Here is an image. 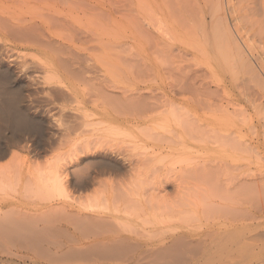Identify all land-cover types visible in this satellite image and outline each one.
<instances>
[{
  "label": "bare ground",
  "instance_id": "6f19581e",
  "mask_svg": "<svg viewBox=\"0 0 264 264\" xmlns=\"http://www.w3.org/2000/svg\"><path fill=\"white\" fill-rule=\"evenodd\" d=\"M121 35L174 66L163 93L97 83ZM203 55L257 79L248 105L176 65ZM258 111L264 0H0V264H264Z\"/></svg>",
  "mask_w": 264,
  "mask_h": 264
},
{
  "label": "rangeland",
  "instance_id": "374dc122",
  "mask_svg": "<svg viewBox=\"0 0 264 264\" xmlns=\"http://www.w3.org/2000/svg\"><path fill=\"white\" fill-rule=\"evenodd\" d=\"M125 44L126 45L128 44V45L125 46ZM117 45H118L117 47L119 48L118 49L119 58H118V61H116V63L118 62L119 63H118V67L115 73L110 79L111 82H109L107 79V81L106 80L101 81V82L98 81L97 83H102V85H106L107 82L108 84H113L114 86L113 89L115 92L127 91L129 93H132V92H138V91H143V92L150 91L153 93H163L164 87L166 85H170L175 82L174 77L172 75H168L167 73L168 66L174 67V66H171L170 63L165 62V61L159 62L157 65L159 69L157 72H155L149 66L150 64L146 62V58L143 56L140 50L137 48H134L131 45V43L127 42L126 36L121 35L118 38ZM120 45H123L124 47L121 46L120 48ZM204 56L205 55H203V57ZM203 57L200 56L199 58L195 59V58H191V56H187V57L184 56L183 58L178 60L176 65L187 68L188 70L192 72L193 71L196 72L198 75L202 76L206 80V82L210 83L212 81H215L216 84H224V86H226V91H227L226 97L231 99L233 102H236V103L242 102V104L245 103L246 105H248L246 95L249 89L247 88L249 87L250 83H251V87H252V84H255V83L257 85H260L256 77L253 78V79H256L254 82L252 80V77L248 75L245 69L243 70V72L242 71L241 73L239 72L241 76L240 74H238L239 76L232 75L228 71L225 72L223 67L220 64L216 63L215 61H213L212 59H207L206 57L204 58ZM30 59L32 58L30 57ZM36 60L39 61L38 59ZM47 60H51V58H47ZM88 64H92V62L90 61L88 62ZM246 73L248 76L246 75ZM243 74L246 76H244ZM245 77L247 78L245 79ZM240 79L242 80V82L246 80V81H249L250 83L247 82L249 83L247 84L248 85L247 86L244 84L246 82L242 84ZM250 80H252V82L254 83H252ZM239 85L243 87L242 91ZM237 86L240 88V90H238ZM81 87L82 88L79 87L78 89L77 96L72 93H69V96L66 97L67 100H65V102L62 101L63 103L61 102L62 105L67 106L66 111H68L67 114L69 113L70 119L72 120V122H74L75 119L77 118H79L77 122H81L82 117L85 115V112L90 113L91 110H93L97 105L94 102L95 99H93L94 98L93 95L95 94L94 92L96 91L95 88L94 87L92 88V86L87 87V85L85 86L83 85ZM244 88H246L247 91ZM218 93L222 96L221 94L222 92L218 91ZM259 112L261 113V111H258V113L255 114V117L257 118H254V121H255V124L258 125V133L260 135V138L261 140L264 141V129H263L264 122L262 121L264 120V115L263 114L260 115ZM54 113H55V117L59 119L60 118V115L58 114L59 110L56 109L55 111H53V114ZM261 121L263 122V124ZM74 124H76V122H74ZM144 139L147 140L146 143L148 142L152 144V141H150V139H146V138ZM55 148L57 149V146ZM140 151H143V150L141 149ZM57 152L58 151L55 150V152H53V155ZM20 153L25 154L22 151H20ZM47 153L49 157L48 155L46 156ZM47 153L44 154V156H42L43 158L41 157V160H45V158L49 159L50 156L51 157L53 156L52 152H47ZM9 158L10 156L6 158L4 161H7Z\"/></svg>",
  "mask_w": 264,
  "mask_h": 264
}]
</instances>
